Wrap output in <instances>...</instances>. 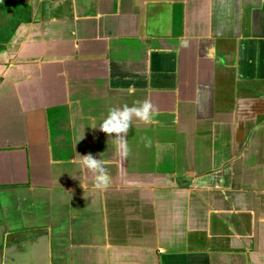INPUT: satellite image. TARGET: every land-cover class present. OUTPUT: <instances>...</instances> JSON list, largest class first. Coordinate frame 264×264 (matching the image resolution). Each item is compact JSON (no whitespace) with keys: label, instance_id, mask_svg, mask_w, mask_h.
<instances>
[{"label":"crops","instance_id":"1","mask_svg":"<svg viewBox=\"0 0 264 264\" xmlns=\"http://www.w3.org/2000/svg\"><path fill=\"white\" fill-rule=\"evenodd\" d=\"M0 264H264V0H1Z\"/></svg>","mask_w":264,"mask_h":264},{"label":"rangeland","instance_id":"2","mask_svg":"<svg viewBox=\"0 0 264 264\" xmlns=\"http://www.w3.org/2000/svg\"><path fill=\"white\" fill-rule=\"evenodd\" d=\"M1 1V0H0Z\"/></svg>","mask_w":264,"mask_h":264}]
</instances>
